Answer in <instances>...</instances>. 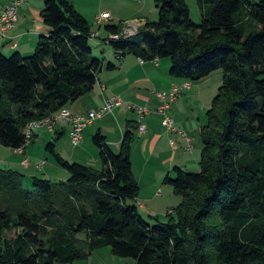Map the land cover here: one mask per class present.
Wrapping results in <instances>:
<instances>
[{
    "label": "trees",
    "instance_id": "trees-1",
    "mask_svg": "<svg viewBox=\"0 0 264 264\" xmlns=\"http://www.w3.org/2000/svg\"><path fill=\"white\" fill-rule=\"evenodd\" d=\"M196 1L199 23L186 0H154L157 20L103 39L121 56L170 59L174 78L222 70L199 134L200 170L175 166L164 178L180 202L163 221L138 211L134 121L118 152L93 135L100 168L64 158L49 142L66 180L0 168V264H74L105 247L135 264H264V0ZM42 17L49 33L31 55L0 53L2 147L25 148L27 123L90 92L103 65L92 55L91 24L70 0H44ZM122 29L104 25L107 35Z\"/></svg>",
    "mask_w": 264,
    "mask_h": 264
},
{
    "label": "crops",
    "instance_id": "crops-1",
    "mask_svg": "<svg viewBox=\"0 0 264 264\" xmlns=\"http://www.w3.org/2000/svg\"><path fill=\"white\" fill-rule=\"evenodd\" d=\"M9 1L10 0H0V3L5 5L8 4ZM43 8L44 0H23V2L18 7L16 26L10 30L8 37L0 41V53L4 55H10L17 51L23 56H29L34 52L39 37L49 33V27L44 22V18L42 17ZM103 11L108 10H97L94 12V17ZM137 12H143L142 7H140ZM80 13L83 15L82 12ZM110 13L113 18L109 24L111 23L112 25H116L122 23L123 27L126 26L124 25L125 21L132 19L131 17L134 15L128 14L126 16H119V14L115 13L113 16L114 12ZM94 17L92 19L95 23ZM135 19L136 18L132 20ZM146 21V19L140 21L139 28ZM104 25H102L103 28ZM91 27L92 32H98V38L101 39L100 43L97 44L102 45V47H105L104 44L108 45L109 43L107 40H103L104 38H107V33L103 31V28L101 29V26H99L97 29H93L92 24ZM13 44H16V46H13ZM110 46L111 45L109 44V47ZM91 49L92 55L94 57L103 60L102 68L99 70L97 75L98 80L96 86L75 102L68 104L66 108H68L74 114H86L91 110L101 107L104 101L113 95H119L124 100L130 101L137 105H147L149 111L142 120L139 119L136 112H134L132 109H129L127 106H122L115 109L111 115L108 114V117H111V121H105L102 123L97 131H100L106 137V140L112 150L114 152H118L120 150V144L127 121H134L137 123V125L138 123L145 125L144 132L140 133L137 130V136L131 148L133 173L140 186V192L138 198L136 199V205L140 211L142 210L148 214L149 217H158L163 221L165 220L164 218L166 215L163 214L164 211L166 212L167 210L173 209L180 201L177 204L168 206L166 210H160L157 208L156 204H150L143 198V189H148L151 187L152 190H154L156 187L158 188L159 184L164 183L165 176L170 174L169 165L176 163V166L183 168L182 166L188 165V158L190 156L193 157L194 155L192 150L185 151L183 149L186 141L180 135L170 132L162 125V115L158 112L162 102L160 101L158 94L162 91H169L171 88H173V86L180 85L186 80L174 78L169 74L171 62L168 58L144 61L132 54L121 56L116 54L113 49H111L112 51L110 52H106L105 54L102 53L100 56H96L94 55L93 48ZM108 63H112L115 67L113 69H107L106 65ZM211 76L212 74L206 77L204 80H210ZM190 82L191 87L186 89L180 98L176 99L170 104L168 113L174 120V124L177 127L187 131L193 141L196 136H199L200 130L205 124L204 120L201 118V113L199 110L202 109L204 113L210 106L209 104L202 101V93L204 91L203 88L206 87H202V85H200L201 83L199 84L200 80L199 82ZM202 120L203 122H201ZM95 122L96 121L94 120V122L83 131L81 143L84 142L85 147L89 145V137L91 134H93L94 129L88 131V133H86V137L85 132L87 129L91 128ZM42 131L45 136L47 134L49 142L54 144L55 151H57L64 158L68 160L74 159L73 161L100 168L99 150L96 146L94 149L92 147L91 155L86 153L85 148L82 149L84 150L83 152L76 151L73 153L67 147L66 137L69 139L71 131L70 124L58 123L54 131H49L47 129ZM36 134L39 136V132H34V136ZM39 139H41V137ZM170 139H175L182 145V147L178 143L179 147L174 149L170 145ZM165 143L169 144L171 153H165L163 147ZM1 148L2 146H0V149ZM180 149L183 150V153H191V155L184 159L180 153ZM11 150L16 152L17 155L21 154L22 157L17 159H3L1 157L0 162L4 163L5 165H9V168L20 170L28 175H36V173H34L35 170L42 172L47 170L44 168L48 164V159L40 157L35 150H29L27 146L22 148L23 153H21L19 150ZM140 153H142L143 156H140ZM25 156H28L30 160L27 166L22 164V159ZM135 159L139 161V165H143V168L140 171L141 176H143V172H147V175L145 176L146 178L144 177L142 182H140L139 177L135 173ZM40 161H44V164L41 168L38 167V162ZM88 161H91L94 164H88ZM161 165H164V167ZM49 170H51L54 175L60 174L64 177L69 176L68 173V175L65 173L66 170L64 169L59 171L55 167H50ZM49 170H47V173H50ZM47 173L46 177L53 181V176H50L52 174ZM64 180L66 179L63 178L60 181ZM158 193H161L160 188ZM160 213L164 216L160 217Z\"/></svg>",
    "mask_w": 264,
    "mask_h": 264
},
{
    "label": "rangeland",
    "instance_id": "rangeland-1",
    "mask_svg": "<svg viewBox=\"0 0 264 264\" xmlns=\"http://www.w3.org/2000/svg\"><path fill=\"white\" fill-rule=\"evenodd\" d=\"M74 5L75 8L77 10H79L80 12L83 13V15L89 20V22L92 24L93 29H97L99 27L98 24H96V22H93V17H94V12L97 10H108L110 12H114L113 16L115 13L119 14V16H126L128 14H134L131 18L132 19H128L125 21V25L128 26L131 22H140L142 20H149V21H154L158 19V10L155 6L154 0H70ZM188 7L190 9V16L192 18L193 21L199 23L201 22V12L199 9V6L197 4L196 0H186ZM140 7H142V11L143 12H137ZM95 18V17H94ZM119 22V21H116ZM101 29L103 28V26L101 25L100 27ZM99 29V30H101ZM104 31V28H103ZM101 39H99L98 37L93 38L90 40V46L91 48H93L94 51V55H98L100 56L102 53H106V52H110L112 51L111 49L112 46L109 47V44H104L105 47H102V45H98L97 43H100ZM114 51V50H113ZM9 55V54H7ZM205 79V78H204ZM200 80L197 81L199 82L200 85H202V87H206L203 88V93H202V101L204 103L209 104V106L211 105L212 99L214 98V96L217 94L218 88L222 83V70L218 69L216 71H214L212 73V76L210 78V80ZM261 79H264V75L261 76ZM196 82V81H195ZM199 112L201 113V118L204 120V122L206 123V111L203 113L202 109L199 110ZM112 114V113H111ZM109 114V115H111ZM109 115L105 116L103 119H96L95 124L87 129V131L85 132V137H86V133H88V131L94 129L93 134L90 135L89 137V145L85 147L84 142L80 143L77 146H74L71 143L70 140V135H69V139L68 137H66V144L67 147L70 149L71 152L75 153L77 152H83L84 150H82L83 148H85L86 153L88 155H91L92 153V147L93 149L95 148V144L93 143V135L98 132V128L101 126L102 123H104L105 121H111V117H108ZM203 120L201 122H203ZM45 130L44 128H40V129H36L34 132H39V136L38 134H36L34 136V132H33V136L30 139V141L27 144V147L29 150H35L40 157H44L45 159L47 158V165L44 169L49 170L50 167H55L57 170H61L63 169L54 159L52 152L47 149V144L49 142V138L43 134V131ZM41 137V139H39ZM50 137V136H49ZM82 142V140H81ZM179 143V142H178ZM193 144V148L192 153H193V157L189 155H191V153H183L182 149H180V153L183 156L184 159L188 158V165L187 166H182L184 170H187L189 172H198L200 170L199 167V159H200V151H201V141H200V137L196 136L195 139L192 141ZM179 145L182 147V145L179 143ZM165 153H171V148L169 146V144L165 143V145L163 146ZM172 147V146H171ZM2 149V150H1ZM0 149V158L2 157L3 159H8V158H19L22 157L21 154H18L16 152H14L13 150H11V148H7V147H2ZM184 149V148H183ZM185 151H191V150H186ZM57 152V151H56ZM140 156H143L142 153H140ZM75 158V157H74ZM71 161H73L74 159H69ZM5 161V160H4ZM85 162V161H84ZM139 161H137V159H135V173L136 175L139 177L140 182H142V179L147 175V172H143L141 176L140 171L143 168V165H139L138 163ZM88 164H94L93 162H89ZM157 165V164H156ZM8 167L9 165H5L4 163L0 162V168L3 169H7L6 167ZM164 167V165H161ZM166 166V165H165ZM168 166V165H167ZM176 166V163H173L171 165H169V170H170V176H175V171H174V167ZM9 168V167H8ZM158 169V168H157ZM47 170L45 172L42 171H37L35 170L34 173H36V175L39 176H46ZM50 173L47 174H52L50 176H53V182H59L61 179L65 178L67 179L68 177H64L63 175L60 174H53L51 170H49ZM57 173V172H56ZM66 174L68 173L67 171L65 172ZM68 175V174H67ZM146 178V177H145ZM56 180V181H55ZM159 188L161 189V193H158ZM143 198L149 202L150 204H156L158 209H162V210H166L168 206H172L173 204H177L180 201V196H177L176 194H174L172 186L170 184H165V183H161L158 185V188L156 187L154 190H152V188H148V189H143ZM147 196V197H144ZM130 202V201H129ZM138 211H140V209H138ZM168 211V210H167ZM167 211L163 214H166ZM140 214L143 216V218L152 223L153 220L151 217H149L148 214H146L145 212H143L142 210L140 211ZM160 217H163L164 215H162L160 213L159 215ZM166 218V216H165ZM164 218V219H165ZM74 264H135L134 259L133 258H122V257H118L116 255H114L111 252L110 247H105V248H101L98 250H95L91 256L87 259V260H79L76 261Z\"/></svg>",
    "mask_w": 264,
    "mask_h": 264
},
{
    "label": "built area",
    "instance_id": "built-area-1",
    "mask_svg": "<svg viewBox=\"0 0 264 264\" xmlns=\"http://www.w3.org/2000/svg\"><path fill=\"white\" fill-rule=\"evenodd\" d=\"M23 2V0H10L8 4H1L0 3V41L5 39L9 36L10 30H12L16 26L17 22V11L19 5ZM112 15L108 11H103L99 13L95 17V22L99 26L109 23L112 20ZM138 32V30H131V31H121L118 33L117 36H109L107 35L108 40H120L121 37H127L129 35H134ZM90 37L96 38L98 37V32H92ZM16 46V44H13ZM191 87V82L189 80L184 81L180 85H175L169 91H162L158 94L160 101L162 104L160 105L158 112L162 115V125L166 127L172 133L180 135L185 141L186 144L184 149L191 150L193 148L192 139L189 136L188 132L177 127L174 124V120L168 113V109L170 104L175 101L176 99L180 98L186 89ZM127 106L129 109H132L134 112L137 113L140 120L148 113L147 105H137L130 101L124 100L119 95H113L106 99L101 107L95 110H91L86 114H74L68 108H62L60 111L56 113H51L50 115L34 120L33 122V131L31 136H26L27 139H31L33 136V132L36 129L44 128L49 131H54L56 125L58 123H68L71 126L70 131V140L74 146H77L81 143L82 134L85 128H87L90 124L94 122V120L98 118H102L108 114L114 112L115 109ZM138 131L144 132L145 125L142 123H138ZM170 145L177 149L179 147L178 142L175 139H170ZM23 153L22 148L16 149ZM30 160L28 156L23 157L22 164L27 166ZM44 161L38 162V167H42ZM172 210H168L167 213H171Z\"/></svg>",
    "mask_w": 264,
    "mask_h": 264
},
{
    "label": "bare ground",
    "instance_id": "bare-ground-1",
    "mask_svg": "<svg viewBox=\"0 0 264 264\" xmlns=\"http://www.w3.org/2000/svg\"><path fill=\"white\" fill-rule=\"evenodd\" d=\"M139 26H140L139 22L130 23L128 26H124L122 31L138 30ZM108 35L109 36H117L118 33H109ZM129 36H131V35H129ZM129 36H127V37H129ZM127 37H121L120 39L127 38ZM32 131H33V122L31 121V122L27 123V126L25 128V135L31 136Z\"/></svg>",
    "mask_w": 264,
    "mask_h": 264
}]
</instances>
